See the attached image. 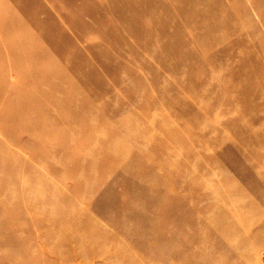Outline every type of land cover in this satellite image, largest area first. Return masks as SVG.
I'll return each mask as SVG.
<instances>
[{"label": "rangeland", "instance_id": "obj_1", "mask_svg": "<svg viewBox=\"0 0 264 264\" xmlns=\"http://www.w3.org/2000/svg\"><path fill=\"white\" fill-rule=\"evenodd\" d=\"M0 264H264V0H0Z\"/></svg>", "mask_w": 264, "mask_h": 264}]
</instances>
